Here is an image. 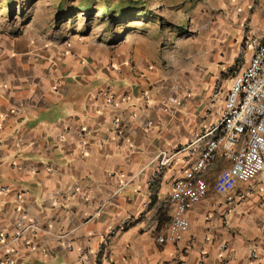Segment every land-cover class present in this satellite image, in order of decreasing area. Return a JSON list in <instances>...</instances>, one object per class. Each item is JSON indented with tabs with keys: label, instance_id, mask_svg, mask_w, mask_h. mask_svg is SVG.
I'll return each instance as SVG.
<instances>
[{
	"label": "crops",
	"instance_id": "crops-1",
	"mask_svg": "<svg viewBox=\"0 0 264 264\" xmlns=\"http://www.w3.org/2000/svg\"><path fill=\"white\" fill-rule=\"evenodd\" d=\"M219 5L264 37V0ZM204 27L173 76L153 65L148 36L62 55L25 31L0 34V264H264V171L220 195L213 184L231 164L222 156L202 174L209 192L183 239L159 242L173 184L232 83L219 65L228 28Z\"/></svg>",
	"mask_w": 264,
	"mask_h": 264
},
{
	"label": "rangeland",
	"instance_id": "rangeland-1",
	"mask_svg": "<svg viewBox=\"0 0 264 264\" xmlns=\"http://www.w3.org/2000/svg\"><path fill=\"white\" fill-rule=\"evenodd\" d=\"M219 1L12 0L8 4L7 0H0V34L25 31L28 39L33 38L45 47H55L62 55L76 51L88 53L90 42L104 45L112 53L127 33L134 40L148 36L155 53L153 65L173 76L186 69L191 58L189 44L205 35L204 25L223 26L228 28V33L225 32L222 40L219 65H223L221 78L231 82L246 65L252 41H259L262 36H250L248 27L243 30L244 18L240 16L239 19L219 16L225 10ZM85 4L90 5L89 10L84 9ZM92 52L101 53V49L96 47Z\"/></svg>",
	"mask_w": 264,
	"mask_h": 264
},
{
	"label": "built area",
	"instance_id": "built-area-1",
	"mask_svg": "<svg viewBox=\"0 0 264 264\" xmlns=\"http://www.w3.org/2000/svg\"><path fill=\"white\" fill-rule=\"evenodd\" d=\"M251 48L249 62L234 76L227 91L221 116L205 127L195 140L202 145L199 158L173 184V220L168 232L159 238L162 244L176 245L189 230L188 212L209 192L202 174L218 156L231 162L213 184L214 191L220 195L231 194L239 183H249L264 171V37L253 40ZM168 103L180 106L182 100L172 96ZM122 229H110L105 241ZM11 262L7 254L3 263ZM181 262L177 260L176 264Z\"/></svg>",
	"mask_w": 264,
	"mask_h": 264
},
{
	"label": "trees",
	"instance_id": "trees-1",
	"mask_svg": "<svg viewBox=\"0 0 264 264\" xmlns=\"http://www.w3.org/2000/svg\"><path fill=\"white\" fill-rule=\"evenodd\" d=\"M11 2H12V0H7L8 4L11 3ZM145 5H146V3H145ZM83 7H84L85 10H89L90 9V5L89 4H85ZM110 9H112V8H110ZM110 9H109V11H110Z\"/></svg>",
	"mask_w": 264,
	"mask_h": 264
}]
</instances>
